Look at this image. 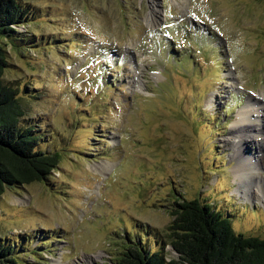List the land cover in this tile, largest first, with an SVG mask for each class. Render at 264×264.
<instances>
[{
	"label": "rangeland",
	"instance_id": "obj_1",
	"mask_svg": "<svg viewBox=\"0 0 264 264\" xmlns=\"http://www.w3.org/2000/svg\"><path fill=\"white\" fill-rule=\"evenodd\" d=\"M22 6L3 81L61 162L0 197V241L21 243L19 264L114 263L138 227L166 236L179 200H205L264 239V0Z\"/></svg>",
	"mask_w": 264,
	"mask_h": 264
},
{
	"label": "trees",
	"instance_id": "obj_2",
	"mask_svg": "<svg viewBox=\"0 0 264 264\" xmlns=\"http://www.w3.org/2000/svg\"><path fill=\"white\" fill-rule=\"evenodd\" d=\"M29 1L0 0V197L9 188L48 181L61 162L59 153L40 149L42 135L23 124L19 90L3 81L8 68L3 41H20L16 28L25 25L28 14L22 4ZM206 202H175L169 208L173 220L166 236L138 227L136 239L127 236L111 264H264V239L237 234L230 215ZM19 244L0 241V264H19ZM169 246L176 257L168 259Z\"/></svg>",
	"mask_w": 264,
	"mask_h": 264
},
{
	"label": "bare ground",
	"instance_id": "obj_3",
	"mask_svg": "<svg viewBox=\"0 0 264 264\" xmlns=\"http://www.w3.org/2000/svg\"><path fill=\"white\" fill-rule=\"evenodd\" d=\"M154 21H157V19L156 18H154ZM248 112H243L242 114H240V119H241V121H249V119H248V117H245V115H247L248 116ZM240 123V122H239ZM242 129V128H241ZM243 136V135H242ZM241 135L240 136H238V137H236L237 139H240L241 137H242ZM240 142H241V139H240ZM239 142V143H240ZM253 159V158H252ZM252 162L254 163V166L252 167V170H253V172L255 173V177H256V181H257V185H260V187H262V181L260 180V178L258 177V175H256V171L257 170H261L260 169V167H259V163H260V161H258L257 162V160H256V158H254L253 160H252ZM243 164V163H242ZM107 165H103L100 169L102 170V171H105V170H107ZM100 170V171H101ZM101 171V172H102ZM234 176H235V179L238 181V184H239V182H240V185H243V184H245L246 183V186H248V187H250V185H252L253 183L252 182H250V184H247V182H246V176H250L249 174H248V172L245 170V167H244V165H243V167L240 165V166H236L235 168H234ZM247 177V178H248ZM252 183V184H251ZM256 183V182H255ZM247 187V188H248ZM263 192H264V188H263V190H262V194H263ZM258 195V194H257ZM264 196V195H263Z\"/></svg>",
	"mask_w": 264,
	"mask_h": 264
}]
</instances>
